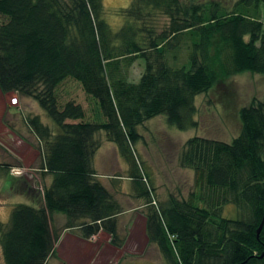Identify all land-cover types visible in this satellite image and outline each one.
<instances>
[{"label": "trees", "instance_id": "obj_1", "mask_svg": "<svg viewBox=\"0 0 264 264\" xmlns=\"http://www.w3.org/2000/svg\"><path fill=\"white\" fill-rule=\"evenodd\" d=\"M120 14L113 32L102 0H0V91L32 99L57 128L26 119L50 184L36 205L17 204L8 223L0 222L2 263L47 264L60 237L51 228L56 214L84 239L102 231L110 245H122L121 207L95 168L103 133L145 201V234L166 264H264V95L239 110L240 131L230 144L187 141L183 163L196 176L195 200L152 205L135 155L144 122L163 116L178 131L194 129L197 96L235 75L264 74V0H237L229 12L212 1L130 0ZM158 17L167 23L159 27ZM137 60L143 72L133 82ZM67 82L91 108L62 102ZM229 205L234 219L222 217Z\"/></svg>", "mask_w": 264, "mask_h": 264}, {"label": "rangeland", "instance_id": "obj_2", "mask_svg": "<svg viewBox=\"0 0 264 264\" xmlns=\"http://www.w3.org/2000/svg\"><path fill=\"white\" fill-rule=\"evenodd\" d=\"M193 1L198 3L216 2L229 12L237 0ZM180 2L185 4L188 0H180ZM129 3L130 0H102L103 20L113 32L121 27L123 18L120 13L129 6ZM155 20L159 27L167 23L165 17H158ZM142 72L143 62L137 60L130 70V80L136 82ZM59 92L62 102L67 99H74L83 106L92 107L91 104L88 105L85 96L76 83H65L59 88ZM263 95L264 74L243 73L235 75L220 83L219 86H215L208 93L195 98L196 114L194 120L197 123L196 128L184 132L178 131L168 126L163 116L155 117L138 127L140 140L135 145V155L141 174L146 179L148 188L151 189L152 201H154L152 205L165 203L169 197L178 201H188L193 198L195 200L199 195L196 176L183 163L187 141L194 137H201L230 144L240 131L239 110L249 106L253 100H261ZM19 107L23 111V115L21 117L19 115L21 126L22 124L25 125L26 119L29 117L38 116L43 125L51 128L54 133L57 132V128L32 99H22ZM4 123L10 125L14 130L15 126L10 119L6 117ZM16 132H20L19 137L21 138L26 136L24 140L33 146L36 159L31 161L32 163L30 161L22 163L0 146V176L3 175L0 178V222L3 225L8 223L9 213L14 206L26 204V202L36 205V197L40 195L38 197L43 199L45 189L44 177L42 176L44 172L40 169L43 155L41 143L38 140V142H34L35 139L28 138L30 134L24 133L23 129L16 130ZM96 139L99 141L95 153L97 175L107 177V179L102 180L105 183L114 181L124 185L121 195L112 193L116 201L121 203V209L124 213L117 220V234L122 245L113 247L110 245L107 234H105L98 241L106 243L108 239V244L111 247L107 246L96 251L95 245L92 244L81 252L83 246L73 241L69 243L68 239L62 242L60 246L68 259L67 264H166L156 245L147 240L144 217L147 209L145 201L141 198H137L136 201L133 200V203L136 204L133 208L136 209L132 214L129 211L132 206L127 198L131 188L126 181L127 165L125 161L119 157L116 149L114 150L113 144L105 140L103 133L97 134ZM34 157L33 154L32 159ZM11 169H19L20 172L19 174H12ZM114 177H118L119 180H114ZM24 183L35 192V195L32 194L29 197L25 195ZM132 193L134 195V191ZM24 197L29 201H26ZM127 211L129 212L126 213ZM222 217L234 219L237 217V211L231 205L225 206L222 210ZM65 224L66 219L64 217L56 216L51 221V228L61 234ZM75 232L77 237L82 238L81 233ZM58 260L54 251V255L49 258L47 264H63ZM0 264H3L1 256Z\"/></svg>", "mask_w": 264, "mask_h": 264}, {"label": "crops", "instance_id": "obj_3", "mask_svg": "<svg viewBox=\"0 0 264 264\" xmlns=\"http://www.w3.org/2000/svg\"><path fill=\"white\" fill-rule=\"evenodd\" d=\"M12 98H16L17 102L16 104L12 105L10 104V100ZM24 99L23 97L18 96L16 93H2L0 91V146L2 148H4L5 150H7V152L12 155L14 158L18 159L20 162L24 163V162H31L34 161L36 159V153L35 150L32 148L33 146L29 143H27L24 139H26V136H24L23 138L19 137V133L16 132V130H21L23 129L24 133H29L30 135H28L30 139L37 141V138L30 132V130L28 129L26 122L25 125L21 126V123L19 121V118L21 117V115H23V111L20 109L19 104L22 101V99ZM25 102V101H23ZM20 115V117H19ZM8 118L11 120V122H13L14 124V130H12V127L8 124L4 123V119ZM24 118V116H23ZM25 120V118H24ZM21 127V128H19ZM26 127H27V131H26ZM26 134V135H27ZM104 137V136H103ZM38 142V141H37ZM114 150L115 147L114 145H112ZM33 154H34V159L33 158ZM31 158V159H30ZM32 163V162H31ZM98 174V173H97ZM3 177V175L0 176V178ZM44 177V182H45V187L49 186L50 184V178L47 176H43ZM98 179H100V181L104 184V186L107 188V190L109 192L112 193H116L121 195L123 193V187L124 185H122L123 183H117L114 181H109L108 183L103 182V179H107V177L104 176H98ZM114 180H119L118 177H114ZM4 181V180H3ZM126 181H128L129 187L131 188V182L128 178H126ZM4 183V182H3ZM2 183V185L4 186V184ZM118 184V185H117ZM132 188L130 190V195L127 198L129 200V204L132 206L129 208V211L134 212L136 208H133L135 204V202L133 203V200L136 201L137 196L132 193ZM26 201H29L26 197H24ZM120 207H121V203L118 201ZM27 205H34L31 203L26 202ZM122 208V207H121ZM122 213L117 217V220L119 218H121V216L124 214L123 210L121 209ZM129 211H127L126 213H128ZM58 216L59 218L64 217L61 214H56L53 217ZM80 234V231L78 230V228H68V229H64L59 237V240L57 241L56 245H55V252H56V256L59 259L58 261H60V263L63 264H67L68 263V259L66 257V255L63 253V251L60 249L61 243L65 242L66 240L69 239V243L70 241L79 243L80 245H82L83 247L81 248V252L84 251V249L90 245H95V249L96 251H99L100 248H106L107 246L111 247L108 244V241L110 240L109 236L107 235V239L106 243L105 242H101L98 241L101 237H103L105 235L104 232L100 231L97 234L87 238L86 240L79 238L76 236V232Z\"/></svg>", "mask_w": 264, "mask_h": 264}, {"label": "built area", "instance_id": "obj_4", "mask_svg": "<svg viewBox=\"0 0 264 264\" xmlns=\"http://www.w3.org/2000/svg\"><path fill=\"white\" fill-rule=\"evenodd\" d=\"M15 103H16V99L13 98V99L11 100V104L13 105V104H15ZM10 172H11L12 174H19L20 170H19V169H11Z\"/></svg>", "mask_w": 264, "mask_h": 264}, {"label": "water", "instance_id": "obj_5", "mask_svg": "<svg viewBox=\"0 0 264 264\" xmlns=\"http://www.w3.org/2000/svg\"><path fill=\"white\" fill-rule=\"evenodd\" d=\"M261 230V225L258 227L257 231H256V235L258 236L259 232Z\"/></svg>", "mask_w": 264, "mask_h": 264}]
</instances>
